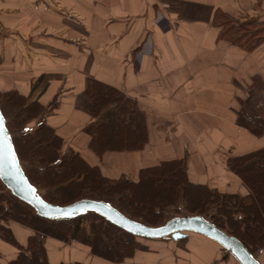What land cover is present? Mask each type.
Instances as JSON below:
<instances>
[{
    "label": "crops",
    "instance_id": "crops-1",
    "mask_svg": "<svg viewBox=\"0 0 264 264\" xmlns=\"http://www.w3.org/2000/svg\"><path fill=\"white\" fill-rule=\"evenodd\" d=\"M217 11L264 23V0H0V93L37 102L41 111L24 130L47 125L60 155L76 153L110 180L137 181L141 169L179 160L189 182L245 198L250 188L228 160L264 149V131L238 121L240 112L264 120V40L245 51L221 38ZM89 79L116 88L144 115L141 149H95L97 128L115 107L89 113ZM0 225L17 243L0 230V264H8L36 231L12 219ZM134 241L130 256L112 261L79 241L42 237L48 264H238L194 232ZM255 257L264 264V246Z\"/></svg>",
    "mask_w": 264,
    "mask_h": 264
},
{
    "label": "trees",
    "instance_id": "trees-1",
    "mask_svg": "<svg viewBox=\"0 0 264 264\" xmlns=\"http://www.w3.org/2000/svg\"><path fill=\"white\" fill-rule=\"evenodd\" d=\"M217 14L220 20L215 21L221 25V38L245 51L254 49L264 40V23L244 24L225 13L217 11ZM85 97L86 108L93 117H98L111 105L115 107L111 118L101 123L94 135L97 151L138 150L143 147L146 142L144 115L124 94L110 85L89 79ZM0 109L25 175L46 201L63 205L80 198H100L98 196L102 195L103 200L125 215L152 226L171 218H166L168 211L180 213L182 202L186 214H199L215 223L237 237L253 256L264 246V149L228 160L231 170L250 188L251 192L245 198L224 195L205 185L189 182L179 160L162 161L141 169L137 181L124 176L110 180L100 175L96 168L89 167L78 154L60 155V139L47 125L40 124L32 132L24 130L26 121L41 111L37 102L26 104L25 97L16 91H8L0 93ZM238 116L239 123L252 133L264 131V120L258 116H248L244 112ZM118 130L122 131L121 138L114 139L112 134ZM137 195H145L148 202H138ZM257 209L259 214L255 212ZM0 219H12L36 231L26 250L8 264H48L42 244V237L46 235L87 244L92 253L112 261L130 256L135 245V236L95 212L88 211L72 219L43 218L15 197L1 181ZM87 220L88 226L84 224ZM0 230L7 234L5 238L8 241L17 245L8 228L0 225Z\"/></svg>",
    "mask_w": 264,
    "mask_h": 264
},
{
    "label": "water",
    "instance_id": "water-1",
    "mask_svg": "<svg viewBox=\"0 0 264 264\" xmlns=\"http://www.w3.org/2000/svg\"><path fill=\"white\" fill-rule=\"evenodd\" d=\"M0 181L18 199L46 219H72L88 211L95 212L122 230L146 238H181L186 232L201 234L218 243L238 264H260L234 235L199 214L173 216L156 226L147 225L122 213L103 199L84 197L67 204H53L37 192L20 164L12 136L0 109Z\"/></svg>",
    "mask_w": 264,
    "mask_h": 264
},
{
    "label": "rangeland",
    "instance_id": "rangeland-1",
    "mask_svg": "<svg viewBox=\"0 0 264 264\" xmlns=\"http://www.w3.org/2000/svg\"><path fill=\"white\" fill-rule=\"evenodd\" d=\"M122 133V131L121 130H118L117 131V133H114V134H112V136L114 137V139H117V138H121V134ZM115 142H117V140H114ZM121 141V140H120ZM144 189V186H142L141 187V189ZM143 189L141 190V192L143 191ZM137 193V192H136ZM219 193V192H218ZM141 194H144V193H141ZM98 197H100V198H96V199H103V198H101L102 197V195H100V196H98ZM137 197H138V195H137ZM95 198V197H94ZM140 198V199H139ZM137 200H138V202L140 201H143V202H148V200H147V197L145 196V195H142L141 197H138L137 198ZM180 210H179V212L180 213H178V214H176V212L173 210H171V211H168L167 213H166V218L167 217H172V216H174V215H176V216H182L183 214H186V212L184 211V208H183V206H184V203H180ZM258 210V209H257ZM255 211V212H257L258 214H259V210L258 211ZM211 213H212V211H211ZM84 224H86L87 226H88V224H89V220H87V221H85L84 222Z\"/></svg>",
    "mask_w": 264,
    "mask_h": 264
}]
</instances>
